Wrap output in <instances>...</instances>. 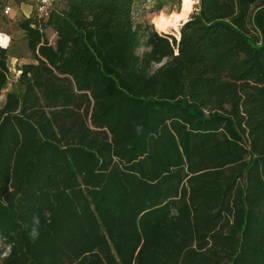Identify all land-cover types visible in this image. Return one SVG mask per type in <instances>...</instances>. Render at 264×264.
<instances>
[{
  "label": "trees",
  "instance_id": "trees-1",
  "mask_svg": "<svg viewBox=\"0 0 264 264\" xmlns=\"http://www.w3.org/2000/svg\"><path fill=\"white\" fill-rule=\"evenodd\" d=\"M138 1L17 21L0 264H264V0H199L177 41Z\"/></svg>",
  "mask_w": 264,
  "mask_h": 264
},
{
  "label": "rangeland",
  "instance_id": "rangeland-1",
  "mask_svg": "<svg viewBox=\"0 0 264 264\" xmlns=\"http://www.w3.org/2000/svg\"><path fill=\"white\" fill-rule=\"evenodd\" d=\"M12 1L16 4L22 2L29 11L25 14L21 10L17 13H12L11 9H9L7 14H3L2 11L5 6L14 7ZM196 4H192L191 11L187 15L189 5L186 4L185 0L138 1L134 13V21L142 25L144 36H142L141 41H144L145 32L149 31H154L157 34H169L177 39L175 26H172V24L178 23L180 25L183 23L196 10ZM34 6L35 3L32 0H0V32L4 33L8 38L6 46L8 76L0 92V105L3 102L6 91L20 89L15 71L19 70L22 64L32 62L31 55L25 46V41L21 37L22 32L17 28L16 23L23 17L35 16ZM52 6L59 7V4L53 2ZM45 35L48 41L52 43L54 34L49 28H46ZM0 247H4L1 239Z\"/></svg>",
  "mask_w": 264,
  "mask_h": 264
},
{
  "label": "built area",
  "instance_id": "built-area-1",
  "mask_svg": "<svg viewBox=\"0 0 264 264\" xmlns=\"http://www.w3.org/2000/svg\"><path fill=\"white\" fill-rule=\"evenodd\" d=\"M32 1H34V3H35V6H34L35 16L37 18L44 19L48 15L49 10L52 7V3L57 1V0H32ZM9 9L10 8L8 6H5L3 8V11H2L3 14H7L9 12ZM0 36H5V34L0 32ZM7 44H8V38L6 37L5 44L2 45L1 42H0V47L1 48H6ZM15 73L18 76L19 73H20V70L15 71Z\"/></svg>",
  "mask_w": 264,
  "mask_h": 264
},
{
  "label": "crops",
  "instance_id": "crops-1",
  "mask_svg": "<svg viewBox=\"0 0 264 264\" xmlns=\"http://www.w3.org/2000/svg\"><path fill=\"white\" fill-rule=\"evenodd\" d=\"M12 3L14 4V7L13 6H11V7H9L10 9H11V12L13 13H17L18 11H22V13H26L27 11H29V9L25 6V5H23L22 4V2H20V3H18V4H16L14 1H12ZM8 6V5H7ZM23 14V15H24Z\"/></svg>",
  "mask_w": 264,
  "mask_h": 264
},
{
  "label": "clouds",
  "instance_id": "clouds-1",
  "mask_svg": "<svg viewBox=\"0 0 264 264\" xmlns=\"http://www.w3.org/2000/svg\"><path fill=\"white\" fill-rule=\"evenodd\" d=\"M185 2H186V4L191 5L193 3H199V0H185ZM188 11H191L190 7L188 8Z\"/></svg>",
  "mask_w": 264,
  "mask_h": 264
},
{
  "label": "bare ground",
  "instance_id": "bare-ground-1",
  "mask_svg": "<svg viewBox=\"0 0 264 264\" xmlns=\"http://www.w3.org/2000/svg\"><path fill=\"white\" fill-rule=\"evenodd\" d=\"M0 42H1L2 45L5 44V42H6V35L5 36H0Z\"/></svg>",
  "mask_w": 264,
  "mask_h": 264
},
{
  "label": "water",
  "instance_id": "water-1",
  "mask_svg": "<svg viewBox=\"0 0 264 264\" xmlns=\"http://www.w3.org/2000/svg\"><path fill=\"white\" fill-rule=\"evenodd\" d=\"M178 40V38L176 39V41Z\"/></svg>",
  "mask_w": 264,
  "mask_h": 264
}]
</instances>
